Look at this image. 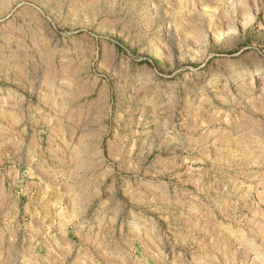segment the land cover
<instances>
[{"label":"rangeland","instance_id":"obj_1","mask_svg":"<svg viewBox=\"0 0 264 264\" xmlns=\"http://www.w3.org/2000/svg\"><path fill=\"white\" fill-rule=\"evenodd\" d=\"M0 264H264V0H0Z\"/></svg>","mask_w":264,"mask_h":264}]
</instances>
